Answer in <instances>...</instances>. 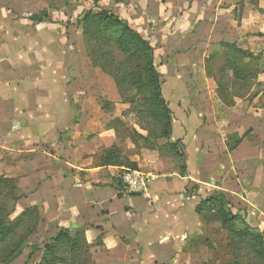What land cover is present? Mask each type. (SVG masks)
Segmentation results:
<instances>
[{"label": "crops", "instance_id": "obj_1", "mask_svg": "<svg viewBox=\"0 0 264 264\" xmlns=\"http://www.w3.org/2000/svg\"><path fill=\"white\" fill-rule=\"evenodd\" d=\"M258 1L0 0V170L17 181L19 203L100 236L104 264H218L225 231L198 209L217 194L264 235V108L248 110L261 94L226 106L204 72L221 43L264 54ZM96 7L151 44L164 77L182 157H126L155 177L147 194L127 193L122 167L102 165L107 150L122 151L108 127L121 98L86 54L78 22Z\"/></svg>", "mask_w": 264, "mask_h": 264}, {"label": "rangeland", "instance_id": "obj_2", "mask_svg": "<svg viewBox=\"0 0 264 264\" xmlns=\"http://www.w3.org/2000/svg\"><path fill=\"white\" fill-rule=\"evenodd\" d=\"M259 2L260 0L258 3ZM101 10L108 11L115 15V13L111 11L112 9H104L102 7H96L95 10H90L89 12L99 14ZM260 10L263 11L264 16V9ZM263 16L256 20V23L259 24V29H262L264 24ZM116 33L117 30H103L101 34L98 33L94 41H90L89 44L85 42L84 45L85 50L88 47H90V49L94 48L97 61H106L107 68L119 79L122 99L118 107H112L113 114H116V118L113 121L115 124L114 128H112V132L117 140H119L120 149L123 151L120 153L123 160L131 153L138 152V149L145 148V146L150 145V148H156L159 147V145L163 146L164 139L157 136L160 133H158L159 125L156 117L149 115L145 109H142L143 106H149V101L151 97H153L148 74L143 68L145 65L140 62V55L136 47L134 48L133 45H130L129 54H127L115 44L113 39H117L118 35H116ZM259 34L264 37V33ZM108 36L112 38H108ZM259 47L260 49L264 47V41H261ZM152 49L153 64L158 71L157 61L154 57V48L152 47ZM218 50L217 54L221 56L222 49ZM262 55L264 56L263 53ZM223 64V60L220 58L216 59V57L210 59L208 62L206 60L204 63L205 75L208 69V71H212L211 75H213L214 78H218L217 68ZM159 74L164 80L163 75L160 72ZM227 75L230 74H224V80H226ZM206 77L207 75L205 78ZM257 82L260 83V86H253L251 90L253 93L258 90L264 91V76L257 80L255 84H257ZM262 97L261 100H264V96ZM262 102L263 101H255V103L248 104V110L260 107ZM101 104H103V102H101ZM129 138L137 142V144H134L136 147L135 150L126 151V148L129 147ZM132 140L131 142L133 143ZM145 140L149 141L148 144H146ZM0 177H5L2 170H0ZM12 206L13 202H11L10 197H8L6 193L0 196V227L9 228L11 230L10 237L0 244V264H39L43 254H45V247L53 244L52 242L59 232H67L71 237H75V235L76 237L79 236L82 246L85 245L86 248L83 249L82 247L81 250H79L74 247L76 257L73 259L74 249L70 251L67 245L59 244L56 245V248L50 253L53 257H47L49 260L54 257H59L64 260V264H104L102 262V256L99 254L103 252V244L100 236L86 230H80L76 234V231H71L67 227L56 226L55 222H47L46 219L41 216L39 210V218L36 216V213L29 210L26 216L22 217L27 207H25L23 203L18 202L14 205V211H12ZM228 207L231 210L232 206L230 207L229 205ZM224 241V249L219 250L216 255L218 264H253L251 261L253 257L256 261L257 257L255 256L249 258L247 250L238 251L236 248L234 252H231L228 248L230 240L227 238L226 232L224 233Z\"/></svg>", "mask_w": 264, "mask_h": 264}, {"label": "trees", "instance_id": "obj_3", "mask_svg": "<svg viewBox=\"0 0 264 264\" xmlns=\"http://www.w3.org/2000/svg\"><path fill=\"white\" fill-rule=\"evenodd\" d=\"M78 23L82 30L84 43L88 42L87 44H89L90 41L96 39L98 33L101 34L103 30L108 31L111 29V31L117 30V39H113V41H115V44H117L124 53L129 54L130 45H133L134 48L136 47L140 55L139 60L145 65L143 68L148 74V80L151 83V91L153 93V97H151V100L149 101V106H143L142 109H145L149 115L156 117L159 125L158 133H160L157 136L164 139L163 146L159 145V147L150 148L149 145L145 146V148L149 150L158 149L162 154H172L176 158H181L182 155L178 151V142H171L170 140L173 117L167 102L162 97L161 86L163 84V78L154 67L153 49L151 45L132 30L126 21L121 20L118 16L105 10H101L99 14L86 12ZM110 37L111 36H108V38ZM218 49H222L221 56L217 54L219 51ZM86 52L92 65L99 68L113 80L117 92L122 99L119 79L107 68L106 61H97L94 48L90 49V47H88ZM215 57L216 59H222L224 62L223 65L217 68L218 78H214V76L211 75L212 71H208V69L206 75L209 78L208 80L213 83V87H215V91L224 105L232 106L234 99L250 97L249 101H251L260 94L261 97L264 96V91L258 90L254 93L251 91L253 86H260L259 82H257V84L255 83L264 76V60L262 54L253 55L249 51L243 50L235 44L221 43L217 46V51L209 56L207 62ZM224 74H230L227 75L226 80L223 78ZM261 97L258 101H261ZM105 107L108 108L107 105H105ZM261 107L264 108V101L262 102ZM114 124V122L110 123L108 127L114 128ZM132 141L134 144H137L134 139ZM148 142L149 141H146V144H148ZM102 165L106 167L137 169L136 164L129 162L127 159L122 160L121 154L116 147H113L104 153L102 156ZM5 193L10 197L11 202H13L11 210L14 211V205L23 197L15 179L0 177V196ZM228 206L229 202L227 199L223 195L217 194L206 200L205 203L198 207V209L206 211L210 214V217L213 220H217L221 223L222 229H224L227 238L230 240L228 248L231 252H234L236 248L238 251L247 250L249 258L255 256L262 261L261 264H264V235L251 231L244 218L238 214H233ZM28 210L36 213V216L39 218V213L36 208H27L23 212L22 217L26 216ZM77 233L78 231H76V234ZM10 235L11 230L9 228L0 227V244L5 242ZM52 243L51 246L45 247V254H43L42 260L39 264H64L62 258L54 257L51 260L47 258L50 256L53 257L50 253L56 248V245H67L70 251H72L74 247L79 250H81L82 247L83 249L86 248L85 245L82 246L79 236L76 237L75 235V237H71L67 232H59ZM73 251V259H75L76 251L75 249ZM257 262L258 261L256 260L255 264H257Z\"/></svg>", "mask_w": 264, "mask_h": 264}, {"label": "built area", "instance_id": "obj_4", "mask_svg": "<svg viewBox=\"0 0 264 264\" xmlns=\"http://www.w3.org/2000/svg\"><path fill=\"white\" fill-rule=\"evenodd\" d=\"M118 179L127 193L140 195L147 194L148 185L155 180V177L139 169L121 168Z\"/></svg>", "mask_w": 264, "mask_h": 264}]
</instances>
